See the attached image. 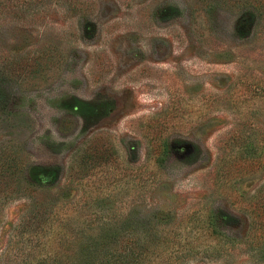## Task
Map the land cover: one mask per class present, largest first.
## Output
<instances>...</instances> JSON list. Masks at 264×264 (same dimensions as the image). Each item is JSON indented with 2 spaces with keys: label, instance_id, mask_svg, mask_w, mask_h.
I'll return each instance as SVG.
<instances>
[{
  "label": "rangeland",
  "instance_id": "rangeland-1",
  "mask_svg": "<svg viewBox=\"0 0 264 264\" xmlns=\"http://www.w3.org/2000/svg\"><path fill=\"white\" fill-rule=\"evenodd\" d=\"M33 207L264 264V0H0V264L49 249Z\"/></svg>",
  "mask_w": 264,
  "mask_h": 264
},
{
  "label": "trees",
  "instance_id": "trees-1",
  "mask_svg": "<svg viewBox=\"0 0 264 264\" xmlns=\"http://www.w3.org/2000/svg\"><path fill=\"white\" fill-rule=\"evenodd\" d=\"M170 153L168 143L160 144L156 163H164ZM51 211L33 207L30 212L29 228L35 233L29 237L37 238L43 231L50 232L49 249L45 253L41 249L37 258L40 264H181L189 253L185 249L187 244L176 243L172 247L168 242H161L159 228L161 230L167 224L161 217H157V223H152L150 219L119 213L113 218L115 220L108 221L103 220L99 211L85 215L83 220L74 221L76 218L72 215L63 219L57 217L59 222L55 223L51 218L58 212L56 209ZM208 218L213 236L218 234L220 226L231 220L230 215L216 210L210 211ZM151 259L154 262L151 263Z\"/></svg>",
  "mask_w": 264,
  "mask_h": 264
}]
</instances>
